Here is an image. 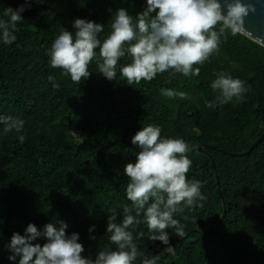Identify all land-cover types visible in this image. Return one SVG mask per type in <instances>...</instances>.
<instances>
[{"label": "trees", "instance_id": "obj_1", "mask_svg": "<svg viewBox=\"0 0 264 264\" xmlns=\"http://www.w3.org/2000/svg\"><path fill=\"white\" fill-rule=\"evenodd\" d=\"M24 4L0 0V20L9 19L7 7ZM146 7V0L30 2L12 44L3 43L0 31V115L24 121L19 134H5L0 125V264H13L7 246L29 224L41 231L48 223L67 224V235L79 234L85 258L94 260L105 248L116 250L107 222L114 212L119 223L123 207L131 206L124 167L136 162L139 148L132 138L148 125L159 127L161 138H180L190 146L187 177L201 182L206 199L175 214L189 236L181 239L167 229L174 253L148 239L151 233L139 217L141 223L129 229L143 254L134 264L156 255L161 257L157 264H264V140L251 150L264 133V46L229 29L219 49L193 66L200 68L199 76L169 70L139 84H128L120 74L131 62L127 52L111 81L99 73L95 59L91 76L79 84L50 66L54 40L62 28L74 35L75 19L104 25L98 34L102 42L117 10L126 9L135 19ZM220 72L244 81L243 99L219 103L211 84ZM162 88L185 92L187 98L165 97ZM250 150L246 156L226 154ZM140 232L143 238H137Z\"/></svg>", "mask_w": 264, "mask_h": 264}, {"label": "clouds", "instance_id": "obj_2", "mask_svg": "<svg viewBox=\"0 0 264 264\" xmlns=\"http://www.w3.org/2000/svg\"><path fill=\"white\" fill-rule=\"evenodd\" d=\"M30 2L43 4L45 0H25L18 9L7 7L4 11V16L9 18L0 20L4 44L10 45L16 40L13 32L23 20L22 13L30 7ZM146 3L145 10L135 19L126 9L117 10L111 21V32L102 42L98 34L104 31V25L75 19V34L62 28L54 40L48 53L50 66L61 69L63 75L79 84L91 76L89 65L95 59L99 73L111 81L116 79L118 62L127 52L131 62L120 68V74L128 84L150 82L157 74L169 70L185 77L199 76L200 68L193 66L204 64L219 49L226 30L230 29L233 34L242 30L245 18L255 12L254 7L242 0H223L222 3L221 0H146ZM96 49H99L98 54ZM48 80L54 88L59 87L53 76ZM211 88L219 93L216 99L220 104L234 97L243 99L248 91L244 81L224 72L217 74ZM160 91L168 98H187V93L171 88ZM0 125L5 134L13 131L19 134L24 129V121L11 116L0 115ZM18 138L24 142L23 135ZM132 144L139 148L136 162L124 167L130 180L126 195L131 206L123 207L119 223L114 212L107 222L110 243L116 250L105 248L94 260L85 258L82 255L84 246L78 242L79 234L67 235V224L60 222L57 228L48 223L42 231L29 224L24 235L14 233L7 246L13 264L17 258L18 264H134L143 254L129 229L141 223L138 219L141 216L151 233L148 239L163 243L168 253H174L175 249L169 246L167 229H174L175 236L180 238L186 235L184 226L174 218L175 214L206 199L200 191L201 182L190 181L187 177L192 164L186 155L190 146L180 138H161V129L153 125L142 127L133 136ZM94 230V226L89 229L90 232ZM143 236L140 232L137 238ZM40 238L47 240L43 246L34 243ZM160 259V255H156L145 259L143 264H157Z\"/></svg>", "mask_w": 264, "mask_h": 264}, {"label": "water", "instance_id": "obj_3", "mask_svg": "<svg viewBox=\"0 0 264 264\" xmlns=\"http://www.w3.org/2000/svg\"><path fill=\"white\" fill-rule=\"evenodd\" d=\"M222 2H223V0H221V3ZM242 2L245 3L246 5H251L252 7H254L255 12L250 13L245 18L244 28L240 31H237V32L248 37L252 41L264 46V0H242ZM262 114H263V118H264V104H263ZM263 140H264V133L252 145L251 150L253 148L257 147ZM199 149L201 151H203L202 146H199ZM251 150L248 152L241 153V154L228 153V152H226V154H228L232 157L246 156V155L250 154ZM218 191H219V193L221 192L220 189H218ZM226 210H227V207L224 204V213L222 215L221 220H223V218L226 216ZM188 236L189 235L187 234V235H185L184 238H181V239H186ZM171 247H173V245Z\"/></svg>", "mask_w": 264, "mask_h": 264}]
</instances>
